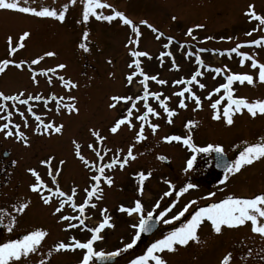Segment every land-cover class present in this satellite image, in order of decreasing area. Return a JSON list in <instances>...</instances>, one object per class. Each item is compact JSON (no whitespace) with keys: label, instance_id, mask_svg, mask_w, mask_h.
I'll return each instance as SVG.
<instances>
[{"label":"rangeland","instance_id":"1","mask_svg":"<svg viewBox=\"0 0 264 264\" xmlns=\"http://www.w3.org/2000/svg\"><path fill=\"white\" fill-rule=\"evenodd\" d=\"M102 2L113 5L115 10L125 13L137 24L141 20L148 21L149 24L165 34L158 40L156 39L157 34L146 25H139L142 33L139 50L149 52L152 57L151 59L141 58V66L148 75H158L159 79L168 81L166 85L149 81V91L163 93L161 99L170 97L169 107L175 109L177 114L172 117L173 123L168 124L166 122L167 114L159 107L157 101L150 98L149 103L161 113L159 118L150 117L152 123L160 125L155 134L145 125L147 138L137 142L135 137L140 122L135 119H133L134 128H129L125 124L115 134L110 131L114 122L124 115L125 110L129 107L128 104L120 103L116 108H110L109 104L112 102L110 98L113 95L135 97L143 93V87L139 83L142 77L134 78L131 85L126 80L127 75L134 71V68L128 67L133 59L130 56L131 46H126L129 37L133 34L130 27L123 25L119 19L109 23L92 17L87 23H84L82 21V0H77L75 4H70L69 0H29L27 6L38 9L41 6H50L60 10L64 4L68 3L69 9L63 22L55 18L36 17L11 10H0V60L13 59L17 62H27L23 69L9 65L4 73H0V91L5 94L24 91L26 96L31 93L33 95L40 94L45 98H50L53 94L65 98L74 96L79 109L78 112L69 113L62 108L58 113L55 110V101L51 99H48L47 108L44 106V101H30L34 106L33 111L37 115H41L45 122L53 121L64 126L61 133L48 134L45 132L41 134L35 131L37 121L31 113L27 112L26 106L18 107L24 112L29 122L27 128L23 127V118L19 113H15L14 109L9 108L14 111L13 123L21 124V130L26 133L29 144L25 146L14 137L5 138L4 134L0 133V209L6 210L0 216V243L23 239L25 235L36 229H42L48 233L36 252L29 253L26 257L22 256L21 261H15L12 264H40L41 261L44 264H65V260L61 261V258L66 253L62 250L55 251L54 245L60 241L70 243L72 237H87L83 232L85 230L83 226L68 229L69 222L60 220V216L71 212L69 204L65 205L62 212L56 213L55 208L58 207V201L61 198H53L51 203L45 204L40 193L29 191L30 185L35 182V178L27 171L29 168L37 169L45 183H50L47 167L40 164L41 160L48 157L55 158L52 161L53 170L60 166V161L65 162L60 166L62 171L59 174L60 183L63 185L69 183L70 177L78 178L82 174L77 183L80 186L77 189L76 197L83 193L82 190L91 187L90 177L92 175L83 170L73 155L74 140L81 144V151L83 147L84 154L91 161H96L97 166L108 163L118 149L123 150L119 153L122 158L126 155L129 146L135 145L133 154L136 159L130 160L123 169L119 167L120 170H117L116 183L118 185L104 188L108 192V197L102 204L105 205V209L115 213L121 205L128 204L129 201L124 196L127 194L125 189L127 185L133 184V180L137 179L138 172L151 171L152 175L147 180L152 182V187L157 190L158 194L170 190L165 181H171L174 184L180 178H185L188 175L189 170L185 171V168L191 153L188 152L187 145H184L182 141L168 143L163 140V137L191 135L192 142L198 147H206L209 143L220 144L231 160L238 157L239 152L247 144L257 142L261 137H264V114L258 113L253 117L246 109L236 112L233 115L232 125H228L223 118L213 119L214 110L210 105L224 95L223 89L219 93H214L213 90L226 83L224 77L230 73L222 72L217 75L206 67L198 65L194 56H185V52L189 50L196 52L199 48L228 50L238 43L251 41L264 35L262 31L254 32L252 36L246 35L257 26L258 22L250 20L249 16L245 14L248 6L252 4L258 14L264 15V0H102ZM98 11H102L105 15L112 13V9ZM196 25H203V27L196 28ZM189 28L194 29L195 40L186 35ZM25 31L30 33V36L24 41L25 47L10 57L8 37H12L13 46H15L19 36ZM85 31L89 32L87 43L90 51L88 52H84L79 47L81 42H85L82 39ZM169 36L174 38L173 43L170 49H164L163 45L167 43ZM208 37L212 39H206ZM222 37L224 39H221ZM228 37L232 39L229 40ZM181 44L184 45L183 49L180 47ZM169 50L173 53L176 64L179 65L178 70L172 67L171 57L165 56L163 61L159 59L161 52ZM48 51L54 52L56 55L45 57L38 65L30 64L32 59L42 56ZM240 51L250 55L256 54V58L264 63V47L245 46ZM199 55L204 64L211 68L223 69L226 65L231 73L254 75L255 82L252 85L247 82L244 84L234 82L235 97H246L250 101L258 98L264 99V82L259 81L258 69L253 70L250 67V61H246L245 66L241 67V57L235 53L231 57L227 54L221 56L212 52L199 53ZM61 63L65 64L66 68L57 69L56 74H48L52 76L51 85L46 76L38 75V84L32 81L33 69L39 73L41 70L55 68ZM196 70L204 73L198 79L206 87L200 89L197 85L192 86L193 91L201 98L202 107L196 108L194 101L188 99L186 100L188 107L179 108L180 97L173 93L179 91L183 86H174L173 81L190 78ZM61 75L66 80L71 79L77 84V87L69 91L59 80L58 77ZM209 93H213L211 100L207 99ZM226 104L227 99H224L220 105L221 113ZM137 108L140 113L144 111L142 101L137 104ZM0 115H4V113H0ZM189 120L195 122L191 129L186 127ZM3 122L0 121V123ZM92 130L99 131L106 138L103 143L96 141ZM90 143L101 150L102 155L106 149H111V151L104 155L103 161H100L98 158H93L95 155L88 148ZM160 156H166L170 165H166L163 160L159 159ZM12 161L17 163L13 166ZM220 181L215 180V186L208 189L207 192L203 193V190L199 192V195L204 198L203 201L212 203L218 202L228 195L247 198L260 194L264 192V159L243 166L238 173L229 174L226 183L221 184ZM83 184L85 185L83 186ZM112 192L116 194L114 198L111 196ZM209 192H215L216 196L205 199ZM193 193L196 192L193 191ZM94 199L95 197L92 200ZM20 203L28 204V207L22 212L16 210ZM92 209L89 206L84 215H87ZM94 209L99 210L100 207L96 206ZM116 215L121 216L122 214ZM13 216L15 224L12 225L10 232L7 225L11 223ZM97 216L98 212L95 220H97ZM187 219H190V216ZM197 233L200 242L204 240L213 245H185L181 252L176 249L172 252L168 251L165 259L167 264H220L221 259L229 253L230 248L236 252L240 246L226 245L228 239L237 235L236 241H240L241 233L245 234L246 238L248 236L246 243L248 242L249 245H241L245 251L244 256H240L236 261H231V264H258L261 260L264 264V252H261V249H264V236L252 232L250 222L239 227L222 226L221 233L217 234L211 222L205 220L198 228ZM251 241L254 242L253 245H250ZM105 246V250H116L115 247H117L116 245ZM99 247L97 249L94 246V249L100 251L102 246ZM241 248L238 251H241ZM249 250L251 255H249ZM29 257L33 260L28 261ZM64 257L66 258V256ZM75 259L77 257L73 256L72 260Z\"/></svg>","mask_w":264,"mask_h":264},{"label":"snow or ice","instance_id":"2","mask_svg":"<svg viewBox=\"0 0 264 264\" xmlns=\"http://www.w3.org/2000/svg\"><path fill=\"white\" fill-rule=\"evenodd\" d=\"M77 0H69L70 4H75ZM83 3V11H82V21L87 23L90 18L94 17L97 20H103L111 23L112 21L119 19L123 25L129 26L132 32V36L128 39V44L126 46L130 47V56L133 57L131 63L128 65L130 69L134 68V71H131L127 77V83L131 85L134 81V78L137 76L142 77L139 83L143 87L142 95L132 96V95H113L111 99V103L109 104L110 108H116L120 103L128 104L129 107L125 110V114L118 118L113 126L110 128V131L115 134L122 125L127 124L129 128H134L133 119L140 122L139 130L136 132V141L140 142L145 140L147 137L145 136V125H147L153 134L157 132L160 128L159 124L152 123L150 117L159 118L161 113L156 110L150 103L149 99H153L158 102L159 107L163 110L164 113L167 114V123L172 124L173 119L177 113L175 109L169 107L168 101L171 99L170 97H164L161 99L163 93L160 92H150L149 91V81H154L159 85H166L168 81L164 79H159L158 75H148L142 68L141 58L151 59V55L147 51L139 50L140 38H141V29L139 25H146L152 32L156 33V39H160L164 37V33L160 32L157 28H155L152 24H149L146 20H141L139 24L135 23L132 19L128 18L125 13L115 10L113 5L102 2V0H82ZM29 4V0H0V10H11L16 11L23 14H31L36 17H48L55 18L61 22L65 20V15L68 12L69 4L66 3L62 6L60 10H57L55 7L50 6H41L39 9L37 7L27 6ZM102 9H112V13L105 15ZM249 16L250 20H255L258 22L257 26L254 27L251 31L247 32V36H252L254 32L262 31L264 32V15L258 14L255 11V6L250 4L248 6V10L245 13ZM175 19V17H173ZM196 28H202L203 25H196ZM194 29L189 28L186 35L192 37L193 40L196 39L193 36ZM30 36V33L25 31L19 36L18 42L13 46L12 37H8V45H9V56H14L15 53L25 47L24 41ZM83 41L79 44V47L84 51H90L89 45L87 43L89 39V32L85 31L82 37ZM206 39H212L208 37ZM221 39H224L223 37ZM227 39L231 40V37ZM174 38L169 36L167 37V43L163 45L164 49H170L171 44L173 43ZM245 46H257L264 47V35H261L259 38L246 41L242 43L236 44L235 47H232L228 50H218V49H206L199 48L196 52H192L191 50L185 52L186 57H195V61L201 67H206L209 71L214 72L217 75H220L222 72H228L230 74L226 75L224 78L226 79V83L219 85L217 88L213 90L214 93H219L221 89L224 91V95L219 99H216L211 103V108L214 110L213 119L220 120L221 118L225 119L228 125L233 124V115L236 112H242L243 110H247L249 114L255 117L258 113L264 114V99H255L249 100L246 97H235L234 96V82H239L240 84L252 85L255 82V77L250 73H231V70L227 68L225 65L224 68H211L210 66H206L204 61L201 59L199 53L204 52H212L213 54L218 53L223 56L227 54L229 57L233 53L237 54L240 59L241 67L245 66L246 61H250V67L253 70L258 69V79L260 82H264V63L260 62L256 58V54H249L247 52L240 51L241 48ZM180 47L183 49L184 45L181 44ZM56 53L48 51L45 52L42 56H39L35 59H32L31 65H38L45 57H53ZM172 58V67L176 70L179 69V65L175 62V57L173 53L169 50L166 52H161L159 59L163 61L164 57ZM26 61H15L13 59H4L0 60V73H4L9 65H14L18 69H23ZM66 68L65 64H58L55 68H48L47 70H41L37 73L34 69L32 70L31 79L34 83H39L37 80V76H46L48 79V83L52 84V76L48 75L49 73L56 74L57 69ZM204 73L200 70H196L192 73L190 78H180L178 80L173 81L174 86H183L177 92H174L173 95L180 97L178 102L179 108H187L188 105L186 100L191 99L194 101L196 108L202 107V102L200 96L193 91V85H197L200 89H204L205 84L201 83L198 77L203 76ZM59 80L64 84V86L71 91L73 88L77 87V84L73 82L71 79H65L64 76H59ZM188 94V95H186ZM213 93H209L207 99L211 100ZM48 99L55 101V110L56 112H60L62 108L67 110L69 113L78 112L79 109L76 106L74 96L68 97H57L56 95H52L50 98H45L40 94H27L25 95L24 91H20L16 94H5L0 91V113H4V115H0V121H4L0 123V133H3L5 138L14 137L18 141L22 142L25 146H28L29 140L24 131L21 130L20 123H13L14 111L15 113H19V115L23 118V127H29V122L25 117L23 111L20 110L18 106H26L27 112L31 113V115L37 121L35 131L38 133H48L51 134L61 133L63 130V124H56L53 121L45 122L41 115H37L36 112L33 111V104L30 101H44L45 108L48 107ZM227 99V104L223 107V111H220V105L222 101ZM68 102L65 103L64 101ZM143 102L144 111L140 113V110L137 108V104L139 102ZM10 102V103H9ZM14 109L9 110V108ZM194 121L189 120L186 124V127L191 129L194 125ZM92 135L96 139L97 142L103 143L106 139L101 133L97 130H92ZM165 142L171 143L173 141H182L184 145H187L193 153L195 154H209L216 153L223 156L225 149L220 144H207L206 147H198L196 144L192 142L191 135L186 137H182L181 135H168L163 137ZM75 148V155L81 160L86 168L90 171H93L97 174H94L90 177L92 184L90 189H85L86 198L83 203L77 204L75 202V197L77 195V189H71V194L65 193L59 186L57 177L62 171V166L65 162L60 161L55 170L52 167V161L55 159L54 157H48L45 160H41L40 164L46 166L48 169L47 175L51 177L53 187H49L48 184L41 178L40 173L35 168H29L27 171L35 178V182L30 185V189L33 192H37L41 194V198L45 204H49L52 202L53 197H59L58 207L55 208L56 213L62 212L66 204H69L73 211H78L79 215H62L60 216L61 221H69L67 228L75 229L77 227L83 226L84 229H87L90 233H92L91 237L87 239L86 242H81L76 237L71 238L70 243H66L64 241H60L54 245L55 251H67V250H76L82 249L86 250L84 253L80 264H90L93 257L104 260L111 257H115L121 254V252H126L129 249H132L138 241L141 239L142 233H150L153 230L154 225L157 222H161L163 224H171L173 221L180 220L181 217H185V214L189 212V209L192 208L193 205H197L198 202L196 200L189 201L184 207L175 215H172L170 218H166L168 213L172 212V209L175 207L178 199L181 195L188 192L190 189H194L197 185L193 183H188L186 186L180 187L178 191L175 192L177 197L176 201H173L168 207L159 211L157 215L156 210L161 207L160 201L158 200L156 204L152 207L150 211L146 212L145 215V206L141 202L140 199H136L134 202V206L125 207L121 205L119 208L120 212L127 213L129 216L133 214H138L139 220L138 223L133 224L131 227L136 229L134 236L131 242L126 243L122 249H118L114 252H104V251H96L94 249V243L97 240L102 239L100 233L106 227H112L114 224L111 223V217L105 215L103 221L99 223L98 226L89 228L85 224V220L89 217L84 215L85 209L87 207L95 208L96 205L91 203L93 197L96 199H100L101 196H98L97 193L102 194V189L100 187L101 180H103L107 185H111L113 183V179L111 176L105 175V169H112L116 166H119L123 169L130 160H135L136 156L133 154V148L135 145H131L128 148L126 155L122 158L119 155L122 152V149H118L116 153L113 154L110 161L108 163H103L97 166L95 161L88 160L81 152V144L77 141H73ZM88 148L91 149L100 161H103L104 155H107L111 149L104 150V155L101 154V150H99L95 145L88 144ZM161 160H167L166 156L158 157ZM260 159H264V137H261L257 142L247 144L246 147L243 148L242 151L239 152L238 157L234 160L221 164L217 163V167H222L224 171L223 179L220 181L221 184L226 183L229 178V174L238 173L241 168L245 165H251L253 162L258 161ZM197 160V155H192L186 162L185 171H188L193 168L195 161ZM16 161H12L13 166L16 164ZM138 182H139V191L143 194V185L144 182L151 177V171L145 173L144 171H140L137 174ZM169 185V188L175 190V185L171 183V181H165ZM166 191L163 193V197H168L173 195V191ZM47 193V194H45ZM215 192H209L207 194L208 198L215 197ZM161 197V199H163ZM28 207L27 203H20L16 208L17 211H24ZM5 209H0V216L5 213ZM107 209H103L102 213H106ZM78 221V223H71V221ZM207 220L211 222V225L214 231L219 234L222 231V226L228 227H239L245 225L247 222L251 223V230L254 233L260 234L264 236V192L260 194H256L252 197H238L235 195H228L224 199L219 200L218 202H212L207 206H199L193 209L190 213V219H187L186 223H182L180 227H175L171 231L164 234L162 238L156 239L154 242L147 247L146 251L136 256L134 259L129 261V264H149V262H154V264H167L166 260L162 257V253L165 251H175L177 245H187L190 241H198V228L202 225V223ZM15 224V217H11V223L7 225L8 231H12V225ZM83 230V229H82ZM48 235L47 231L42 229H36L34 231L29 232L27 235L23 237V239H13L9 240L6 243H0V264H12V262L19 261L22 256L26 257L29 253H34L37 251L38 246L41 244V241ZM50 254V253H49ZM249 255H251V251L249 250ZM234 259L233 254L231 252L225 254L220 261V264H231V261ZM40 264H44L43 261Z\"/></svg>","mask_w":264,"mask_h":264},{"label":"flooded vegetation","instance_id":"3","mask_svg":"<svg viewBox=\"0 0 264 264\" xmlns=\"http://www.w3.org/2000/svg\"><path fill=\"white\" fill-rule=\"evenodd\" d=\"M187 150L189 153H191L189 158H191L192 155H197V160L195 161L193 168L189 170L188 175L185 178H182V179L180 178L179 180H177L173 184L176 187H175V190L170 189L173 191L172 196L163 197V193L158 194L157 190L153 189L152 182L150 183L148 180L144 182L143 194H141L139 191L140 186H139V182H138V178H137V179H135V181L133 180V184L127 185V187L125 189V192H127V194L124 196L127 198V201H129V202L127 205H124V206L125 207L134 206L135 200L140 199L141 202L145 206V210H146L145 215H146V212L150 211L152 209V207L156 204V202L159 200L161 207L156 210V213L154 214V218H155V215H157L159 213V211L168 207L171 203H173V201L177 200L175 192L178 191L180 187L186 186L188 183H193V184L197 185V187L194 189H190L188 192L181 195L179 197L178 202L176 203L175 207L172 209V212L168 213V216L166 218H170L172 215L177 214L184 207V205L187 204L189 201L196 200L198 202V204L193 205L192 208L189 209V212L186 213L185 217H181L180 220H178V221H173L171 224H167V225L163 224L162 221L157 222L154 225L152 232L141 234V239L138 241V243L132 249H129L126 252H121L120 255L115 256L113 263H103V264H129L130 260L134 259L138 255L143 254L146 251L147 247L150 246V244L152 242H154L156 239L162 238V236L164 234H167V232L171 231L173 228L180 227V225L182 223H184V221L190 216V213L193 211L194 208L199 207V206H207L208 205V202L203 201L204 198L202 195H199V192L201 190H203V193H205L208 191V189L214 187L215 186L214 181L215 180H219V181L222 180L224 172L217 170L215 168V161H214L215 153L195 154L192 152V150L188 146H187ZM81 152L88 160H90L89 157H87V155L84 154L83 147H82ZM73 155L76 158V160H78V162H79L78 164H80L82 166L83 170H85L86 173H90L91 175L97 174L93 171H90L88 168H86L84 166V164L81 162V160L75 155V150H73ZM93 155H95V156H93V158H98L94 152H93ZM165 164L170 165V162H165ZM77 170L80 172V169L78 167H77ZM117 170L118 171L120 170L119 166H116L112 169H105V175H109L113 179V183L111 184L113 187L115 186V184H116V186L118 185L116 183L117 182L116 180L118 178L117 177V173H118ZM81 175L82 174H80V176ZM202 175H204V177H202ZM80 176L78 178L70 177L69 183H66L65 185L60 183L61 182L60 176L57 177V180H58L60 188L65 193L71 194V189H73V188L78 189V187L80 186V184H77ZM81 180H82V178H81ZM49 181H50V183H48L49 187L54 188L51 177H49ZM67 182H68V180H67ZM74 184H76V185L74 186ZM84 185L85 184H83V186ZM107 186H109V185H107L103 180H101L100 187L102 189V194L97 193V195L101 196V198L100 199L95 198V200L93 202L97 207H100V209L95 210L93 208L92 210H89L91 212H88V214L85 215L86 217H89L88 219L90 220V221L88 219L85 220L86 221L85 224L89 228H93V227L98 226L99 223H101L103 221V218L105 215L111 217V223L114 224V226L106 227L104 230H102V232L100 233V235L102 236V239L97 240L94 243V246L97 249L100 248L99 246H102L100 251H104L106 253L114 252V251H117L118 249H122L126 243L131 242V240L134 236V233L136 231V229H133L131 226L135 223H138V220H139L138 214H133L132 216H129L127 213L120 212L119 209H117L116 211L113 210V211H115V213L109 209H107L106 213H102V210L105 209V205L102 203L105 200V198L108 197V192H106V190L104 189ZM170 190H168V191H170ZM29 191L33 192V191H31V189ZM193 191H195L196 193H193ZM82 192H83L82 194L78 195L75 198V202L78 205L83 203V201L85 199L86 193L83 190H82ZM111 196H113V198H114L116 196L115 192L114 193L112 192ZM161 197H163V199H161ZM53 198L55 199V198H59V197L54 196ZM53 202H56V201H53ZM69 210H71V212H69L67 215H73V216L79 215L78 211H73L72 208H70ZM86 212L87 211H85V213ZM95 212H96V214L94 215ZM97 212H98V216H97V220H95V216L97 215ZM116 214H122V215L119 216ZM73 221H74V223H78V221H75V220H73ZM83 232L86 233L87 237L83 238V236H82V238L80 237L77 239H79L81 242H86L87 239H89L91 237L92 233L87 231V229L83 230ZM105 233H107V235H105ZM241 234H242V236H241L242 238L240 241H236L237 240L236 238L238 236L234 235L233 238L231 237L230 239H228V242L226 244V245H240V246H238L236 252H234L235 250L233 248L229 249V252H231L233 254V257H234L233 260L234 261L238 260L240 256H244V254H245V251L243 248H241L242 247L241 245H249L248 242L246 243L248 236L246 238L245 234H243V233H241ZM72 236H73V234H72ZM253 244H254V242L251 241L250 245H253ZM105 245H116L117 247H115L116 250H108V249L105 250V247H106ZM187 245H213V244L211 242H207L204 240L201 242L198 240V241H190ZM184 246L185 245H177L176 250L181 252L184 250ZM239 248H241V251H238ZM139 250L141 251L140 253H139ZM261 250H262L261 252L263 253L264 249H261ZM62 251L66 253V254H64V256H66V258L64 256L61 258V261L65 260V264H67V261H68V264H80V261L82 260V257L84 255V253L86 252V250H82V249H76L74 251L73 250H67V251L62 250ZM161 255L164 259H166L167 255H168V251L163 252ZM73 256H76L77 259L72 260ZM243 259H245V258H243ZM27 260L31 261L33 259L31 257H29ZM19 261H21V259ZM90 264H100V263H98L97 258L93 257ZM149 264H154V262L150 261ZM244 264H247V263H244ZM258 264H263L262 260H261V262H258Z\"/></svg>","mask_w":264,"mask_h":264},{"label":"water","instance_id":"4","mask_svg":"<svg viewBox=\"0 0 264 264\" xmlns=\"http://www.w3.org/2000/svg\"><path fill=\"white\" fill-rule=\"evenodd\" d=\"M215 155H216V164L219 162V163H221V164H224V163H227V162H230L229 161V158H228V156L226 155V154H223V156H221L220 154H216L215 153ZM216 168L218 169V170H223V168L222 167H217L216 166ZM112 258V257H111ZM99 260V262L100 263H105V262H113V259H104V260H100V259H98Z\"/></svg>","mask_w":264,"mask_h":264}]
</instances>
